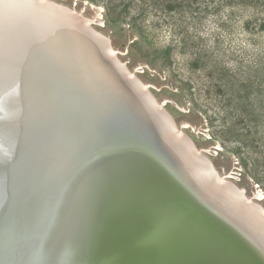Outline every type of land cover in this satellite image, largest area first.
<instances>
[{
    "label": "water",
    "instance_id": "obj_1",
    "mask_svg": "<svg viewBox=\"0 0 264 264\" xmlns=\"http://www.w3.org/2000/svg\"><path fill=\"white\" fill-rule=\"evenodd\" d=\"M53 12L65 28L66 41L81 40L87 49L79 55L77 72L49 54L43 62L36 59L39 69L30 72L31 66L25 63L20 73H54L50 81L37 77L20 94L22 77L14 74L17 84L1 87L0 147L14 144L6 138L16 129V118L32 123V117H27L30 107L22 111L21 106L36 89V100L46 103L45 114L32 124L30 138L25 137L19 148L31 151L47 127L69 119L103 122L118 134L120 143L107 154L112 160L109 166L104 155L93 162L92 170L104 167L98 175L108 184L99 181L96 173L88 177L76 169L73 174V167L49 178L33 179L40 157L29 156L26 150L8 167L0 163V171H5L0 176V264L23 263L35 256L37 261L62 258L54 264H264L251 245L214 215L202 212L186 189L181 190L176 179L180 180L182 162L173 145H185L172 131L170 114L157 106L107 49L110 41L79 17L57 7ZM69 73H79V79L71 80ZM59 139L74 141L75 134ZM104 141L99 146L107 149ZM98 142L91 139L89 149ZM76 148L71 152L83 157ZM184 152L191 156L193 151ZM51 185L65 191L53 203L42 196V188ZM12 186L23 193L30 191L31 198L19 200ZM33 214L41 219L33 221ZM34 222H43L42 234ZM47 226H52L55 236L43 245ZM110 238L120 240L111 242ZM105 244L124 246L106 249ZM51 252L57 254L48 255Z\"/></svg>",
    "mask_w": 264,
    "mask_h": 264
},
{
    "label": "rangeland",
    "instance_id": "obj_2",
    "mask_svg": "<svg viewBox=\"0 0 264 264\" xmlns=\"http://www.w3.org/2000/svg\"><path fill=\"white\" fill-rule=\"evenodd\" d=\"M62 2L127 52L116 55L167 113L197 128L185 135L220 172L264 195V0Z\"/></svg>",
    "mask_w": 264,
    "mask_h": 264
},
{
    "label": "bare ground",
    "instance_id": "obj_3",
    "mask_svg": "<svg viewBox=\"0 0 264 264\" xmlns=\"http://www.w3.org/2000/svg\"><path fill=\"white\" fill-rule=\"evenodd\" d=\"M55 7L79 17L83 23L93 28L100 36L106 40L108 39L110 42L107 44V49L115 56L127 54L125 50L115 47L111 37L98 31L94 27L95 22L90 17L86 16V11L78 9L77 5L74 7L73 4L68 7L62 0H0V89L1 87L8 88L12 82L14 86L17 84L16 80L13 78L14 74H20L22 77L20 94H23V90L29 89L27 87L30 84L37 82V77H39V79L43 77L42 81H44L45 78L50 81L54 73H20L25 63H29L31 66L30 72L33 69H39V64L36 62V59L39 63L43 62L44 59L47 60L49 54L67 65L71 70H76L77 72L80 66L79 55L87 49V45L81 40L74 38L66 41L64 36L66 34L65 28L60 19L53 12V8ZM83 8L84 6L82 9ZM100 26L104 25L101 24ZM118 56L117 58L120 63L123 64L129 74L136 79L139 86L149 93L158 107L163 108L161 106L163 105L162 102L158 104L154 95L148 89L152 88L153 85L149 82L140 80L128 69L126 64H124ZM140 64L141 66L139 67L143 68L144 71L147 67L151 69L149 65ZM137 67L138 66H136V68ZM44 69L46 71V67ZM69 74L71 80L77 77L79 79V73ZM56 75H59V73H56ZM36 91L37 89L34 91L32 90L26 95V102L21 106L22 111L25 110L26 107H30L27 117H32V123L24 122V117L16 118L14 120L16 129L6 138L7 141H11L14 144L9 147H0V158H2V160L0 159V163L4 168L8 167L13 161H17L20 157L19 154L26 150L22 147L19 148V146L24 145L23 141H26L25 137L30 138V131L35 128L34 126L32 128V124L36 123L38 118L43 117L45 114L46 103L43 101V104H41L42 100H36ZM7 92L9 91L7 90ZM21 98L22 97L19 96L17 99L21 100ZM165 101L166 104L171 100L167 98ZM184 109L186 112L189 111L186 107ZM16 112L18 113L20 110L17 109ZM170 118L173 121L172 131L186 146H176L178 147L176 148L173 145L174 150L178 153L182 162V170L179 173L180 180L176 179L181 190L186 189L185 193L200 205L198 207L202 209V212L214 215L218 220L229 227V229L233 230L238 237L251 245L259 256L264 259V211L260 203H258L264 200L263 193H258L254 198L247 195L246 189L236 185L233 181V179H236V171H232L230 175L220 172L213 160L206 156V154L212 155L211 152H209L210 150L207 148L201 150L185 135V129L196 132L197 128L189 121H182L180 123L171 115ZM108 129L109 125L95 121V119H69L68 121H60L47 127L44 134L41 133L38 135L37 138L39 141L37 147L31 151L26 150L29 156L34 155L37 158L40 157L36 169H34V172L31 174L32 178L37 180L49 178L52 173L56 175L67 168L73 167V169H71L73 174L76 169L77 171L87 172L88 177L96 173L99 181L108 184L109 182L103 178L104 176L98 175L100 171L104 170V167L92 170V167H94L93 162L100 158L103 159L102 155L108 160L105 162V165L107 164L109 166L112 160L109 159L108 155L120 143L118 134ZM72 134H75L74 141L63 142L60 139L57 141L61 136L67 137ZM94 138L99 140L98 145H94V147L89 149L90 144L88 142H91V139ZM104 140L107 141L109 145L107 149L99 146V144H103ZM76 145L81 149L80 151L84 153L83 157H81L79 152H71L73 148L77 149ZM181 147L184 148V150L190 149L193 151L191 152L192 154L190 153L191 156L184 152ZM64 148H69L65 151L67 153H60V150ZM216 149L218 150V148ZM206 160L210 163H207ZM153 164L159 167L156 163ZM124 166L125 164L122 167ZM111 170L116 172V168L114 167ZM4 172L5 171H0V176H4ZM12 189L16 191L15 196L18 197L19 200L21 199L24 201L31 198L29 195L30 191L23 193L22 190L14 186H12ZM1 191L2 189L0 188V192ZM42 192H45L42 196L50 198L51 203L56 201L55 198L58 194H65V191L56 185L44 187L42 188ZM69 207H71V205H69ZM31 217L33 221L41 219L39 216L36 218L34 214L31 215ZM48 219L49 217H47V220ZM34 223V225L39 228V235L42 234V229L44 228V225H42L43 222H41V224L38 222ZM48 226L45 228L44 237H42L41 244L43 242V245L46 244V239L48 237L52 238L55 236H53L54 231L52 226L49 227V229ZM67 227H70V225ZM70 236L71 235H69V237ZM109 240L112 242L120 239L110 238ZM123 246V244H105L102 247H106L107 249ZM54 254L57 253H48V255ZM60 259L62 260V258L57 259V257H52L46 259V261L44 260V262L43 260L37 261V256H35L26 262L14 264H49L50 262L54 264Z\"/></svg>",
    "mask_w": 264,
    "mask_h": 264
}]
</instances>
